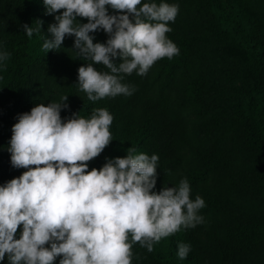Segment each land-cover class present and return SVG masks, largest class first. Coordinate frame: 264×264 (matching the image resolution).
<instances>
[{"label":"trees","instance_id":"1","mask_svg":"<svg viewBox=\"0 0 264 264\" xmlns=\"http://www.w3.org/2000/svg\"><path fill=\"white\" fill-rule=\"evenodd\" d=\"M153 2L179 5L167 36L180 54L145 76L126 75L132 95L94 102L79 90L78 69L92 61L77 55L75 37L42 50L56 14H46L43 0H0V52L10 53L0 68V186L27 170L14 168L7 150L18 117L69 96L62 119L90 118L96 108L114 116L113 141L89 170L134 146L159 156L155 191L187 178L191 198L205 201L202 224L162 239L152 252L135 244L132 264H264V0ZM38 20L42 29L29 38L22 25L36 29ZM90 35L94 43L109 38L103 30ZM181 242L191 246L184 260Z\"/></svg>","mask_w":264,"mask_h":264},{"label":"clouds","instance_id":"2","mask_svg":"<svg viewBox=\"0 0 264 264\" xmlns=\"http://www.w3.org/2000/svg\"><path fill=\"white\" fill-rule=\"evenodd\" d=\"M43 2L56 22L49 25L42 50L48 54L61 48L66 36L75 37L77 55L92 61L78 69L79 90L90 101L132 95L135 88L123 82L126 75L145 76L157 61L180 54L167 36L178 4ZM109 6L116 14H109ZM78 17L88 22L77 23ZM38 22L36 29L22 25L29 38L42 29L43 21ZM98 30L108 34L106 43H94L90 33ZM9 58L0 52V68ZM96 64L109 71H98ZM68 98L37 104L12 127L11 165L27 170L0 186V264L6 257L8 264H56L57 258L59 264H132L135 244L152 252L162 239L204 222L198 213L205 201L191 198L187 178L155 191L156 154L137 153L132 146L125 157L108 158L89 170L113 141L114 116L96 108L90 118L73 113L62 119ZM190 251V244L181 242L177 256L184 260Z\"/></svg>","mask_w":264,"mask_h":264},{"label":"rangeland","instance_id":"3","mask_svg":"<svg viewBox=\"0 0 264 264\" xmlns=\"http://www.w3.org/2000/svg\"><path fill=\"white\" fill-rule=\"evenodd\" d=\"M109 14H116L114 13V11L111 9V7L109 6ZM107 34V33H106ZM108 35V34H107Z\"/></svg>","mask_w":264,"mask_h":264}]
</instances>
